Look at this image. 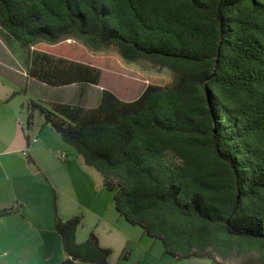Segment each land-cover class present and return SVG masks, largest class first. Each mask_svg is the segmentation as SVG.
<instances>
[{"label":"trees","instance_id":"16d2710c","mask_svg":"<svg viewBox=\"0 0 264 264\" xmlns=\"http://www.w3.org/2000/svg\"><path fill=\"white\" fill-rule=\"evenodd\" d=\"M0 29L29 79L81 99L102 78L91 58L146 79L133 101L26 106L27 131L42 118L75 148L127 223L177 261L264 264V0H0ZM83 225L57 217L60 264H110L95 234L78 242Z\"/></svg>","mask_w":264,"mask_h":264},{"label":"crops","instance_id":"0c3cea01","mask_svg":"<svg viewBox=\"0 0 264 264\" xmlns=\"http://www.w3.org/2000/svg\"><path fill=\"white\" fill-rule=\"evenodd\" d=\"M7 56L0 57V212L11 208L20 212L0 219V264H60L66 254L55 228L57 217L77 216L84 219L77 231L79 243L95 234L112 251L110 264H132L136 245L154 239L127 223L116 209L115 193L104 188L101 174L87 167L78 151L45 126L42 118L37 117L27 131L24 111L32 99L23 95V85L8 76L15 67ZM27 135L37 142L29 144ZM164 254L169 257L165 247Z\"/></svg>","mask_w":264,"mask_h":264},{"label":"rangeland","instance_id":"374dc122","mask_svg":"<svg viewBox=\"0 0 264 264\" xmlns=\"http://www.w3.org/2000/svg\"><path fill=\"white\" fill-rule=\"evenodd\" d=\"M10 39L0 31V57L4 58L7 53L9 54L10 57L7 56V62L15 68L14 72H10L8 76L23 85V95L28 100L41 98L45 101L80 103L86 108H93L100 101L101 93L104 89L112 91L123 101H133L138 99L147 87L148 83L143 76L125 69L111 58H91V62L102 70V78L98 86H85L86 97L83 99L80 98V93L83 89L81 85L53 88L45 84L42 85L40 82H31V79L26 75L28 51L12 38ZM67 42L74 44L72 40ZM26 113L27 110L24 111L25 115ZM136 229L142 233L140 228ZM129 254L131 253L129 252L125 255V259H128ZM132 254V264H214L208 259L192 258L177 261L170 256L166 257L163 243L157 240H148L147 238H145L143 243L139 242L136 245ZM232 263L240 264L236 260H233Z\"/></svg>","mask_w":264,"mask_h":264},{"label":"built area","instance_id":"2783aa9c","mask_svg":"<svg viewBox=\"0 0 264 264\" xmlns=\"http://www.w3.org/2000/svg\"><path fill=\"white\" fill-rule=\"evenodd\" d=\"M37 142V139H33V140H31V145L33 144V143H36ZM23 155L25 156V157H28V153L27 152H24L23 153ZM66 158H67V156L65 155V154H62L61 155V159H63V160H66Z\"/></svg>","mask_w":264,"mask_h":264}]
</instances>
